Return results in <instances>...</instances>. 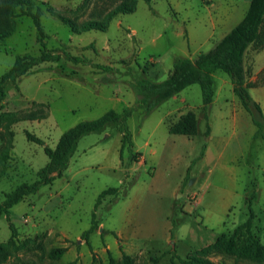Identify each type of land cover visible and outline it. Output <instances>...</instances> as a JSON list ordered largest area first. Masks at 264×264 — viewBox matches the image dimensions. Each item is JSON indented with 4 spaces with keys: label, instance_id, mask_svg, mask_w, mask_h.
<instances>
[{
    "label": "rangeland",
    "instance_id": "1",
    "mask_svg": "<svg viewBox=\"0 0 264 264\" xmlns=\"http://www.w3.org/2000/svg\"><path fill=\"white\" fill-rule=\"evenodd\" d=\"M40 11L45 49L61 55L5 88L0 102V204L21 183L30 184L44 167L43 148L79 122L133 104L129 82L164 80L176 58L207 52L245 14L248 0H136L133 12L105 16L123 0H27ZM57 16L69 19L75 30ZM88 21L105 31L82 32ZM30 17L19 9L11 34L0 43V76L17 55L38 56L42 47ZM65 54L113 67L100 73L73 64ZM249 90L264 115V46L246 52ZM214 98L202 109L193 84L148 115L136 109L126 122L133 146L120 160L121 134L108 129L80 139L66 170L37 194L25 197L0 217V264H264L227 250L224 239L247 217L244 198L253 190V233L264 245V146L254 139L246 114L236 121L238 98L229 77L213 74ZM187 112L196 115L195 136L169 134L168 126ZM209 125L208 135L205 133ZM29 133L42 141H29ZM139 153V155H137ZM135 160V161H134ZM96 208L98 229L82 234ZM9 223L15 229L11 238ZM64 249L61 254L57 251ZM54 251V252H53ZM57 255V256H55ZM203 261L198 263L197 261Z\"/></svg>",
    "mask_w": 264,
    "mask_h": 264
},
{
    "label": "trees",
    "instance_id": "2",
    "mask_svg": "<svg viewBox=\"0 0 264 264\" xmlns=\"http://www.w3.org/2000/svg\"><path fill=\"white\" fill-rule=\"evenodd\" d=\"M135 1H121L107 13L105 21L111 20L116 14L133 12ZM145 1L149 2L150 0ZM248 2L247 10L241 20L225 33L210 50L199 53L193 59L188 57L176 58L171 71L162 81L141 78L129 82L128 85L135 94L132 105L125 108L121 113L108 110L94 120L79 122L60 136L54 149L45 146L43 150L48 159L47 164L37 172L35 181L30 184L21 183L12 192L5 195L3 202L0 204V217L5 216L9 221V211L14 205L21 202L25 197L37 194L42 186L51 184L59 177L67 169L78 142L87 135L101 134L108 129L117 130L121 134L119 151L121 160L123 150L128 149L130 152L133 146L132 135L126 126V122L136 109H141L145 115H148L153 109L185 88L198 84L202 94L204 119L207 121V110L214 98L213 74L217 71H221L229 77L234 95L238 98L243 110L248 114L251 123L255 127L253 138L260 139L264 146V115L260 105L252 99L249 93V90L254 88L255 84L247 80V72L244 67V59L249 47L257 45L258 48H261L264 46V0H248ZM16 9H19L22 15L32 19L37 32L36 39L42 50L38 56L25 54L15 57L12 66L0 76V102L6 96L5 88L8 85L16 86L19 77L34 72L33 69L42 63L55 62L61 58V55L45 49L44 39L47 38V35L40 23L41 13L39 10L32 12V3L27 0H0V43L11 34V17ZM57 18L61 23L75 30L74 24L69 19L60 16H57ZM105 28L106 26L100 21H88L81 26L80 30L82 32L90 30L105 31ZM64 58L73 64L92 66L100 73L113 72V67L93 64L82 56L65 54ZM209 131L210 127L206 124L205 133L208 135ZM168 132L169 134L186 137L195 136L197 133L195 113L187 112L180 116L176 122L168 126ZM26 137L29 141L42 145V141L37 137L29 133H26ZM9 158V151L1 148L0 164ZM117 192V188H107L98 195L90 227L83 232V238L87 240L89 234L98 229L95 211L102 199ZM258 196V191L253 190L249 196L244 198V205L247 209L246 220L238 225L229 237L224 239L227 250H235L239 257H249L254 260L264 258V245L253 233L255 215L252 205L258 199ZM9 229L11 238H13L15 229L10 223ZM63 251L64 249H60L57 254L59 255ZM197 262L202 263L203 261L198 260Z\"/></svg>",
    "mask_w": 264,
    "mask_h": 264
},
{
    "label": "crops",
    "instance_id": "3",
    "mask_svg": "<svg viewBox=\"0 0 264 264\" xmlns=\"http://www.w3.org/2000/svg\"><path fill=\"white\" fill-rule=\"evenodd\" d=\"M227 33V32H226ZM245 60V59H244ZM257 102V101H256ZM258 103V102H257ZM259 104V103H258ZM234 110L236 111V113H237V120L236 121H238L239 120V122L241 123V128L242 127H244V125H246V123H245V120L247 119L245 116H246V112L243 110V108H242V106H241V104L239 103V104H237V105H235V107H234ZM246 113V114H245ZM248 115V114H247ZM253 135V134H252Z\"/></svg>",
    "mask_w": 264,
    "mask_h": 264
}]
</instances>
